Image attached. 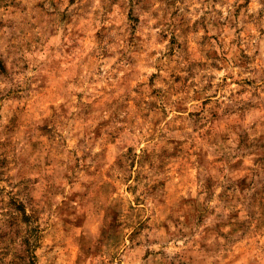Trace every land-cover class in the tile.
<instances>
[{"label": "rangeland", "instance_id": "obj_1", "mask_svg": "<svg viewBox=\"0 0 264 264\" xmlns=\"http://www.w3.org/2000/svg\"><path fill=\"white\" fill-rule=\"evenodd\" d=\"M0 264H264V0H0Z\"/></svg>", "mask_w": 264, "mask_h": 264}]
</instances>
